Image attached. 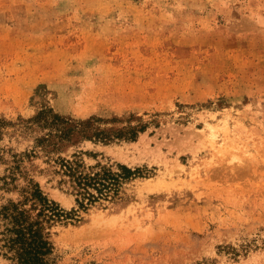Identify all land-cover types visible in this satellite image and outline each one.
Masks as SVG:
<instances>
[{
	"label": "rangeland",
	"instance_id": "1",
	"mask_svg": "<svg viewBox=\"0 0 264 264\" xmlns=\"http://www.w3.org/2000/svg\"><path fill=\"white\" fill-rule=\"evenodd\" d=\"M36 116L88 125L59 156L140 170L53 229L57 264H264V0H0V177ZM20 159L77 207L42 152Z\"/></svg>",
	"mask_w": 264,
	"mask_h": 264
},
{
	"label": "trees",
	"instance_id": "2",
	"mask_svg": "<svg viewBox=\"0 0 264 264\" xmlns=\"http://www.w3.org/2000/svg\"><path fill=\"white\" fill-rule=\"evenodd\" d=\"M33 122L48 127L49 131L35 139L31 152L13 155L12 165L0 177V189L18 195L0 205V257L9 264H57L53 229L78 222L80 212L100 201L114 200L123 183L140 175L138 168L131 169L122 164H117L120 172H113L111 165L100 162L88 166L77 154L70 158L59 156L61 145L69 142L76 131L88 138L86 123L73 124L59 116H36ZM92 137L107 140L101 133ZM134 137L132 132L130 138ZM36 151L46 157L53 173L59 177L58 185L65 186L74 196L77 207L62 208L44 193L39 183L25 177L20 158L34 156ZM20 178L24 181L22 185L17 183Z\"/></svg>",
	"mask_w": 264,
	"mask_h": 264
},
{
	"label": "bare ground",
	"instance_id": "3",
	"mask_svg": "<svg viewBox=\"0 0 264 264\" xmlns=\"http://www.w3.org/2000/svg\"><path fill=\"white\" fill-rule=\"evenodd\" d=\"M85 230V229H84Z\"/></svg>",
	"mask_w": 264,
	"mask_h": 264
}]
</instances>
